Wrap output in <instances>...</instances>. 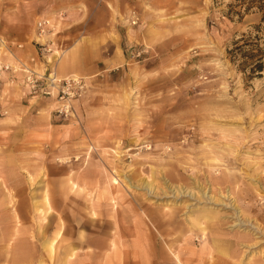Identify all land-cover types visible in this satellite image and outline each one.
Segmentation results:
<instances>
[{
    "label": "rangeland",
    "instance_id": "rangeland-1",
    "mask_svg": "<svg viewBox=\"0 0 264 264\" xmlns=\"http://www.w3.org/2000/svg\"><path fill=\"white\" fill-rule=\"evenodd\" d=\"M246 1L0 0V264L10 241L19 264H264V68L228 51L264 53ZM23 67L84 90L61 112Z\"/></svg>",
    "mask_w": 264,
    "mask_h": 264
},
{
    "label": "built area",
    "instance_id": "built-area-1",
    "mask_svg": "<svg viewBox=\"0 0 264 264\" xmlns=\"http://www.w3.org/2000/svg\"><path fill=\"white\" fill-rule=\"evenodd\" d=\"M48 21L46 19L39 20L37 26L39 29H43ZM22 65V64H21ZM10 65L2 63L0 61V76L4 70L10 69ZM27 75L28 84L34 89H40V92L45 95H58L61 101L59 111L67 112L69 109V99L74 94L83 91L85 83L81 79H58L54 73H49L46 81L41 85L42 76L38 75L35 71L29 67H23Z\"/></svg>",
    "mask_w": 264,
    "mask_h": 264
},
{
    "label": "trees",
    "instance_id": "trees-1",
    "mask_svg": "<svg viewBox=\"0 0 264 264\" xmlns=\"http://www.w3.org/2000/svg\"><path fill=\"white\" fill-rule=\"evenodd\" d=\"M241 1L244 3L247 2L246 0ZM259 1L257 7L259 8V12L262 13V19H264V0ZM250 7L251 5H248L245 9H249ZM253 39L254 37H245L243 35L234 42V46L228 51L231 54L232 60H238L240 62L242 71L246 72L249 70L252 73L259 74L264 68V53L262 48Z\"/></svg>",
    "mask_w": 264,
    "mask_h": 264
},
{
    "label": "bare ground",
    "instance_id": "bare-ground-1",
    "mask_svg": "<svg viewBox=\"0 0 264 264\" xmlns=\"http://www.w3.org/2000/svg\"><path fill=\"white\" fill-rule=\"evenodd\" d=\"M47 171H50L49 169L47 170ZM59 172V171H58ZM49 173V172H48ZM53 173V172H52ZM51 173V174H52ZM55 173H57V172H55ZM54 173V174H55ZM32 176V175H31ZM70 179V178H69ZM61 180V179H60ZM50 182V181H49ZM6 183V182H5ZM30 183V182H29ZM32 183V182H31ZM148 183V182H147ZM52 184V183H51ZM31 185V184H30ZM32 185H34V183L32 184ZM147 185V184H146ZM47 186V185H46ZM53 187V186H52ZM51 187V188H52ZM74 187V186H73ZM6 188V187H5ZM47 188V187H46ZM77 188V187H76ZM50 189V188H49ZM53 189V188H52ZM61 190H62V188H60ZM105 190V189H104ZM48 191V190H47ZM66 192V191H65ZM105 192V191H104ZM51 194H52V192H50ZM77 193V192H76ZM48 194H49V192H48ZM67 194H69V193H67ZM77 195V194H76ZM87 198V197H86ZM91 198V197H90ZM68 199V198H67ZM84 199V198H83ZM43 200H44V204H46L47 205V208H46V210H52V199L51 198H49L48 196H47V192H46V195H44V197H43ZM85 200V199H84ZM66 201V200H65ZM73 203V202H72ZM41 207H39L38 208V206H37V209L38 210H41L40 209ZM69 209V208H68ZM86 209V208H85ZM78 211V210H77ZM41 212V211H40ZM60 212V211H59ZM79 212V211H78ZM80 213V212H79ZM48 214V213H47ZM57 214V213H56ZM59 214H62L61 212L59 213ZM80 215V214H79ZM81 216V215H80ZM48 217V216H47ZM46 216H43L42 218H43V221H45L46 220V218H47ZM57 217V216H56ZM72 217V216H71ZM61 218V217H60ZM72 219V218H71ZM41 220V219H40ZM62 220V219H61ZM93 220V219H92ZM45 222H47V221H45ZM55 222V221H54ZM211 222V221H210ZM39 223V222H38ZM66 223V222H65ZM38 226H40V225H38ZM53 226V225H52ZM43 227V226H42ZM59 227V226H58ZM62 227V226H61ZM60 227V228H61ZM63 228V227H62ZM83 228H85V227H83ZM50 229V228H49ZM48 229H46V231H47ZM51 230H52V228H51ZM58 230V229H57ZM15 231L17 232V233H19L20 232V229L19 228H16L15 229ZM49 231V230H48ZM54 231H56V230H54ZM53 231V232H54ZM65 231H67V230H64V232ZM73 231H74V229H73ZM78 231H80V230H78ZM82 231V230H81ZM59 232V231H58ZM57 232V233H58ZM85 232V231H84ZM56 233V234H57ZM44 234V233H43ZM64 234H66V233H64ZM82 234V233H81ZM85 234V233H84ZM58 235H59V233H58ZM58 235H56L55 237H53L52 239H50L49 241H48V249H49V251H50V254L52 255L53 254V250H55L54 249V241L56 240V238L58 237ZM36 236V235H35ZM42 236V235H41ZM62 236V235H61ZM81 236V235H80ZM66 238H68V237H66ZM77 238V237H76ZM80 239V238H79ZM7 242V241H6ZM11 242V241H10ZM8 243L7 245H6V250L5 251H7L6 253L8 254V253H10L11 252V249H12V252H11V254H13V259H15L14 261H13V264H19V263H21V261L22 260H24V259H27V258H32L33 257V251H29V250H27V248H26V246L23 244V243H18V244H16V245H14V244H11V243ZM61 242H63V241H61ZM77 242V241H76ZM65 243V242H64ZM61 244V243H60ZM73 244V243H72ZM83 244V243H82ZM80 245V244H79ZM83 246V245H82ZM95 247V246H94ZM60 248V247H59ZM66 248L67 249H71V247H70V244H68V245H66ZM76 248H78V247H76ZM44 249V248H43ZM172 249V248H171ZM170 250V249H169ZM47 251V250H46ZM68 251V250H67ZM71 251V250H70ZM5 253V254H6ZM91 253V252H90ZM59 254V253H58ZM91 255V254H90ZM97 255H99V254H97ZM100 256V255H99ZM2 257V256H1ZM46 257V256H45ZM52 257V256H51ZM71 257L73 258V254H71ZM92 257V256H91ZM6 258H7V255H6ZM68 258H69V255H68ZM94 258V257H93ZM8 259V258H7ZM6 259V260H7ZM69 260V259H68ZM68 262V261H67ZM247 262V261H246ZM245 262V263H246ZM178 264V263H177Z\"/></svg>",
    "mask_w": 264,
    "mask_h": 264
}]
</instances>
